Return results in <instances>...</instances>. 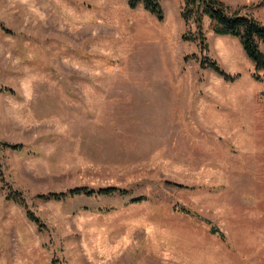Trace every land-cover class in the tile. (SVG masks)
<instances>
[{"label": "rangeland", "instance_id": "1", "mask_svg": "<svg viewBox=\"0 0 264 264\" xmlns=\"http://www.w3.org/2000/svg\"><path fill=\"white\" fill-rule=\"evenodd\" d=\"M161 4L162 21L127 0H0V264H264V80L237 38L205 18L201 53L182 0ZM82 186L129 194L38 197Z\"/></svg>", "mask_w": 264, "mask_h": 264}, {"label": "trees", "instance_id": "2", "mask_svg": "<svg viewBox=\"0 0 264 264\" xmlns=\"http://www.w3.org/2000/svg\"><path fill=\"white\" fill-rule=\"evenodd\" d=\"M130 8L135 9L140 4L143 7L157 16L162 21L164 19V10L161 0H127ZM181 18L183 19L187 30L183 33L184 41H195L198 43L199 51L202 53L208 49L207 38L204 32V19L210 21V29L216 35L231 36L237 38L245 51L247 57L255 64V71L252 76L256 80H264V74L261 76L258 72L264 71V52L261 50V44H264V23L250 13L243 12V7L233 8L224 0H182ZM264 6V0H259L252 4L251 7L258 8ZM192 24L195 25L193 31ZM189 58L199 60L201 66L210 68L217 72L226 81H234L239 78L240 74H229L212 58L208 56H198L193 53L191 56L186 55L184 61ZM10 148L17 150L21 145L5 143ZM179 188H189V185L171 182ZM127 195L129 191L116 186L100 187L91 189L86 186L71 188L63 192H50L47 194L38 195L44 200H64L68 197H74L81 194L86 195H112V194ZM10 200L15 203L25 206V198L18 191H11L8 195ZM145 195L132 197V202H141L146 200ZM184 212H189L186 208H182ZM28 217L41 228L44 226L41 219L33 212L28 211ZM213 233H218L224 240L225 235L216 227H212Z\"/></svg>", "mask_w": 264, "mask_h": 264}, {"label": "crops", "instance_id": "3", "mask_svg": "<svg viewBox=\"0 0 264 264\" xmlns=\"http://www.w3.org/2000/svg\"><path fill=\"white\" fill-rule=\"evenodd\" d=\"M249 13V12H248ZM253 16H255L257 19H259L260 21H262L264 23V6L262 7H258L256 9V12H252L250 13ZM183 20V19H182ZM79 35H82V31H79ZM261 50L264 52V44H261ZM255 68V67H254Z\"/></svg>", "mask_w": 264, "mask_h": 264}]
</instances>
